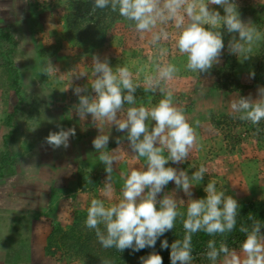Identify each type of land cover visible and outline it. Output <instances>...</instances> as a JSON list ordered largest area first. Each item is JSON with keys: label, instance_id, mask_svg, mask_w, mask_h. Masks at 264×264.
Here are the masks:
<instances>
[{"label": "rangeland", "instance_id": "rangeland-1", "mask_svg": "<svg viewBox=\"0 0 264 264\" xmlns=\"http://www.w3.org/2000/svg\"><path fill=\"white\" fill-rule=\"evenodd\" d=\"M76 1L0 0V264H97V260L141 264L140 258L152 251L162 256L163 264H171L170 247L162 249L161 241L167 239L170 246L176 238H183L179 219L174 229L158 238L154 249L136 252L104 249L95 232L84 225L91 199H105L106 204L118 200L121 174L142 166L144 160L132 154L124 133L114 125H105L104 132L110 136L106 151L120 147L121 159L114 164L111 200L103 196L107 174L92 144L99 130L93 126L90 114L82 121L73 108L78 103L73 89L88 84V77L77 79L72 74L87 71L90 81L92 55L99 54L102 59L106 55L113 67L127 63L142 84L140 69L151 68L149 55L154 50L147 37L141 38L134 25L125 20L115 24L101 45L74 35L68 29L67 16L80 10ZM235 2L241 18H251L264 33V0ZM243 6H253L254 10L242 11ZM210 7L223 15L221 6ZM231 35H223L225 48L220 62L210 73L200 76L182 67L186 57L178 53L172 41L166 44L168 54L164 59L181 66L169 86L189 122L196 127L195 121H200L196 131L202 145L183 164L169 163L189 175L201 164L206 165L209 173L193 187V198L205 197L204 187L214 181L218 191L225 190L237 199L240 222L245 218L247 221L252 204L257 209L264 207V143L245 135L244 124L231 114L230 102L238 95L251 94L255 98L257 87L264 86V40L254 47V55L241 63L227 50ZM48 60L58 73L40 74ZM250 71L255 72L254 78L249 77ZM70 80L71 86L60 91L69 86ZM200 82L205 84L203 91ZM88 92L92 94L90 86ZM159 99V94L147 93L137 103L150 106L149 101L155 104ZM58 124L65 129L75 128L76 135L70 138L67 149H53L45 143L50 131H59ZM117 137L123 138L119 145ZM173 190L179 210L186 212L183 200L188 197L176 190L174 182L164 192ZM261 232L264 234V229ZM62 233L84 248L83 252L66 248ZM209 239H215L217 246L223 240L239 251L244 234H194L191 264H212L206 256Z\"/></svg>", "mask_w": 264, "mask_h": 264}, {"label": "clouds", "instance_id": "clouds-1", "mask_svg": "<svg viewBox=\"0 0 264 264\" xmlns=\"http://www.w3.org/2000/svg\"><path fill=\"white\" fill-rule=\"evenodd\" d=\"M210 5L221 6L223 15ZM98 9L118 13L134 25L141 38L147 37L154 52L149 55L151 68L140 69L143 89L145 93L159 94L160 99L155 104L149 101L150 106L138 104L136 92L141 83L130 66L121 63L113 67L106 55L103 59L99 54L92 55L90 81L89 72H73L72 76L77 79L88 77V84L73 89L78 97L73 108L82 121L90 114L93 126L99 130L92 144L107 174L103 196L111 200L114 164L121 159L120 147L106 151L110 136L104 132L105 125H114L117 131L124 133L132 154L144 160L142 166L121 174L123 184L118 200L106 204L105 199H91L84 225L95 232L104 249L136 252L154 249L158 238L174 229L179 219L183 238L175 239L170 246L164 239L161 248L170 247L171 264H191L193 235L204 232L210 237H223L233 232L240 205L225 190L218 191L214 181L204 187L205 197L193 198L192 189L209 173L208 167L201 164L189 175L169 163L183 164L189 154L202 145L196 131L200 121H195L196 127L189 122L185 109L177 105L169 86L180 73L181 66L164 59L168 54L166 44L172 41L178 53L186 57L182 67L200 76L210 73L220 62L225 48L222 28L234 34L228 41L227 50L241 63L254 55V47L264 40V33L251 18H241L235 0H92L89 14ZM58 71L48 60L40 74L47 76ZM254 76L255 72L250 71L249 77ZM70 86L71 80L69 86L60 91H66ZM89 86L92 94L88 92ZM204 87L205 84L200 82L201 91ZM230 110L234 118L259 125L264 120V86L257 87L255 98L249 94L231 99ZM57 127L59 131H50L45 143L53 149H67L70 138L76 135L75 128L65 129L59 124ZM122 139L117 137L118 145ZM170 182L188 197L187 201L183 200L186 212L179 210L175 190L164 192ZM161 193H164L162 197ZM248 221L250 224L239 226V232L244 234L239 251L231 249L223 240L219 246L215 239L207 241L206 256L212 264H217L218 259L220 264H264V234L261 232L264 225L251 214ZM140 259L141 264H163L162 256L156 251ZM102 264H110V261Z\"/></svg>", "mask_w": 264, "mask_h": 264}, {"label": "trees", "instance_id": "trees-1", "mask_svg": "<svg viewBox=\"0 0 264 264\" xmlns=\"http://www.w3.org/2000/svg\"><path fill=\"white\" fill-rule=\"evenodd\" d=\"M76 6L80 7V10H78V12H73V14H69L67 16L69 31L74 35H80L86 37L87 39H90L96 45H101L102 43H104L110 32L113 30L115 24L118 21L124 20L118 15V13H112L110 9H98L96 13L90 15L89 13L92 7V0H77ZM253 10V6H248V8L247 6H243L242 8V11H249V13L253 12ZM221 31L223 35L227 33L223 28L221 29ZM16 85L18 86L17 81ZM146 95L147 93L144 92L142 83L141 87H139L136 92L137 100L142 97H146ZM217 123L218 122H215L214 120V124L216 125ZM242 124H244L245 135H247L248 137L256 138L259 142L264 143V120H262L259 125H253L247 121H242ZM249 214L260 220L261 224L264 225V207H262L261 209H257L252 204L251 210H249ZM248 216L247 221L245 218L242 221L237 222V227L234 230L236 233H240L239 226L241 223L250 224V221H248ZM262 229H264V227H262ZM61 235L63 236L62 241L65 243L66 248L74 250L76 252H83L84 248H81L77 244L71 242L65 233H62ZM207 236L208 234L202 232V237ZM96 263L99 264L102 263V261L97 260Z\"/></svg>", "mask_w": 264, "mask_h": 264}]
</instances>
